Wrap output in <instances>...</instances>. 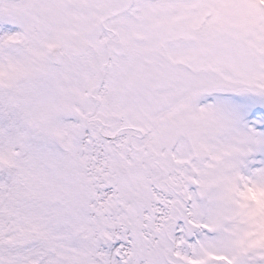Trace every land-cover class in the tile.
Listing matches in <instances>:
<instances>
[{"label": "snow or ice", "instance_id": "snow-or-ice-1", "mask_svg": "<svg viewBox=\"0 0 264 264\" xmlns=\"http://www.w3.org/2000/svg\"><path fill=\"white\" fill-rule=\"evenodd\" d=\"M0 264H264V0H0Z\"/></svg>", "mask_w": 264, "mask_h": 264}]
</instances>
